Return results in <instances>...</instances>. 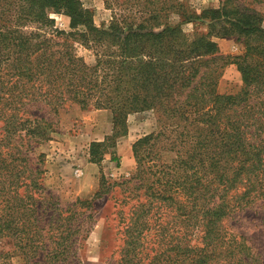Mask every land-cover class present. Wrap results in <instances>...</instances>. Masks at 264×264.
<instances>
[{
  "label": "trees",
  "instance_id": "obj_1",
  "mask_svg": "<svg viewBox=\"0 0 264 264\" xmlns=\"http://www.w3.org/2000/svg\"><path fill=\"white\" fill-rule=\"evenodd\" d=\"M105 3L111 19L97 25L82 0H0V244L13 248L0 257L80 264L93 204L106 194L102 163L116 159L129 115L153 110L156 132L132 145L137 166L121 206L133 202L118 210L117 264H262L227 225L264 201L262 15L233 0L199 14L180 0ZM51 12L69 17L70 31L56 28ZM191 22H206V32L188 36ZM227 37L244 51L219 54L216 39ZM77 44L94 53L93 64ZM227 64L242 76L236 94L218 91ZM74 106L110 110L112 132L89 146L99 190L64 206L43 183L36 144L51 140L54 122L43 113Z\"/></svg>",
  "mask_w": 264,
  "mask_h": 264
},
{
  "label": "rangeland",
  "instance_id": "obj_2",
  "mask_svg": "<svg viewBox=\"0 0 264 264\" xmlns=\"http://www.w3.org/2000/svg\"><path fill=\"white\" fill-rule=\"evenodd\" d=\"M179 1V0H177ZM184 1L189 9L199 14L202 10L207 8L218 7L223 0H180ZM240 7H248L259 12L264 19V0H233ZM84 6L90 9L94 14V19L97 25L108 24L111 19L112 12L107 8L105 0H82ZM50 16L55 19V27L70 31V19L64 14L51 12ZM179 16L172 14L170 22L172 24L179 23ZM206 22L196 23H184L183 29L186 34L190 37H194L196 33L206 32ZM264 27V20L262 23ZM34 27L29 28V30ZM32 29V30H33ZM219 45V54L223 56H235L239 55L244 51L243 44L238 41L235 37L217 38ZM77 52L82 56L86 62L93 64L95 62L94 53L85 48L82 45H76ZM243 88V81L240 72L235 64H227L220 72L218 79V91L222 94H236ZM92 111V110H88ZM88 111H82L78 107L74 106L67 110H61L57 116L53 114H45L49 120L54 122L52 127L51 140L36 144L38 152L43 153L44 156V167L46 173L43 177V183L51 190V192L57 196L62 205L72 204L78 198L80 199H91L94 194L100 188L101 174L98 176V183L95 190L92 191L88 196L81 197L78 195L74 188L63 182L62 178L51 179L48 177V163H52L54 158L65 156H72L75 154L76 157L89 155V146L92 134L84 133V127L86 125V114ZM94 111V110H93ZM92 114V113H91ZM99 116H92L94 122H98L105 125L108 129V123L112 124V119L107 116L112 112L110 110L103 111V113H95ZM101 114V116H100ZM157 114L156 111L148 110L133 113L128 117V134L120 138H131L134 142L143 136L156 132L157 127ZM112 130L110 131V133ZM85 134V135H84ZM88 135V136H87ZM119 140V142H120ZM133 145V144H132ZM132 147V146H131ZM71 153V154H70ZM115 160H112L111 155H106L102 163V171L105 175L104 188L106 194L102 197H98L93 204V220L92 230L89 237L83 240L78 250V262L80 264H117L116 259L120 252V233L118 230L122 227L119 225L120 218L118 216L119 208L128 210L133 202L130 200L126 204V207L121 206V202L124 198V190L129 185L124 183L129 180L137 166L136 159L134 157L131 148V162L127 165L125 156L119 155L117 149H115ZM168 159V156H167ZM73 167L77 168L75 165ZM125 170L127 172H125ZM72 174V176H73ZM72 183H80L81 178H78L75 174L73 176ZM128 194V193H127ZM141 199H143L141 197ZM228 229L246 239V243L251 247L252 252L259 256L260 261L264 264V201L257 202L242 210L234 213L227 220ZM0 249L4 252H12L13 248L9 244H0ZM21 261L18 256H8L7 258L0 257V264H18Z\"/></svg>",
  "mask_w": 264,
  "mask_h": 264
},
{
  "label": "crops",
  "instance_id": "obj_3",
  "mask_svg": "<svg viewBox=\"0 0 264 264\" xmlns=\"http://www.w3.org/2000/svg\"><path fill=\"white\" fill-rule=\"evenodd\" d=\"M103 111H107L104 109L101 110H92L88 111V115L86 114V125L84 127V133L92 134L91 141H102L104 138L110 134V131L112 130V124L108 123V129L105 127L104 124L94 122L93 117L99 116V114L95 113H103ZM92 113V114H91ZM93 116V117H92ZM101 116V114H100ZM110 119L112 117L110 114H107ZM112 122V121H111ZM85 135V134H84ZM87 135V136H88ZM134 143V141L131 138H124L123 140H120L118 142L116 149L118 151V154L121 156H125L127 165H130V154H131V146ZM71 154V153H70ZM66 158L56 157L54 158V161L52 163H48L47 169H48V177H50L52 180L55 178H62L63 182L67 185H70L74 188V191L80 195L81 197H86L90 193H92L93 190L97 187L98 183V176L100 174V166H98L95 163H91L89 161V155L86 153V156L82 157H76L75 154H72V156L68 155L65 156ZM130 161V162H129ZM72 165H75L77 168H74V174H73V167ZM75 170L81 171V175L78 176V178L82 179L80 180V183L74 184L72 183L73 176L75 177ZM125 172H127L125 170ZM73 174V176H72Z\"/></svg>",
  "mask_w": 264,
  "mask_h": 264
},
{
  "label": "built area",
  "instance_id": "obj_4",
  "mask_svg": "<svg viewBox=\"0 0 264 264\" xmlns=\"http://www.w3.org/2000/svg\"><path fill=\"white\" fill-rule=\"evenodd\" d=\"M75 174H76V176L78 177V176L81 175V171H79V170H75Z\"/></svg>",
  "mask_w": 264,
  "mask_h": 264
}]
</instances>
